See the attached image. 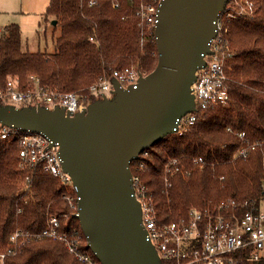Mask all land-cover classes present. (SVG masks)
I'll return each mask as SVG.
<instances>
[{
	"label": "trees",
	"instance_id": "trees-1",
	"mask_svg": "<svg viewBox=\"0 0 264 264\" xmlns=\"http://www.w3.org/2000/svg\"><path fill=\"white\" fill-rule=\"evenodd\" d=\"M118 1L120 9H114L110 0H100L96 7L82 0H50L42 21L52 23L53 53L24 50L20 26L4 27L0 92L9 78L19 79L22 88L36 76L46 89L86 93L114 69L134 66L151 73L158 58L153 56L155 45L140 43L135 16L139 0ZM247 1L254 5L251 15L223 18L232 54L225 63L229 107L205 112L189 132L167 136L148 149L150 156L144 159L142 181L154 195L162 223L186 216L192 200L204 208L232 199L246 211L264 197V0ZM241 133L245 146L256 145L245 157L236 156L243 144ZM18 151L17 141H0V251L8 247L17 227L32 234L46 232L49 216L60 220L62 231L79 230L87 247L79 220L63 199L67 189L42 172L29 173L31 182L25 184L26 174L17 170ZM195 158L204 159L203 169L194 165ZM171 159L180 161L185 175L174 176L166 187L163 167ZM132 173L136 174L134 168ZM3 264L80 263L62 243L42 237L23 245ZM239 264H264V258L251 262L242 256Z\"/></svg>",
	"mask_w": 264,
	"mask_h": 264
},
{
	"label": "water",
	"instance_id": "water-1",
	"mask_svg": "<svg viewBox=\"0 0 264 264\" xmlns=\"http://www.w3.org/2000/svg\"><path fill=\"white\" fill-rule=\"evenodd\" d=\"M228 1L162 0L155 69L137 87L113 80V99L96 100L74 117L60 108L0 106V124L59 145L80 198L77 219L101 264H163L142 225L130 164L195 110L191 87Z\"/></svg>",
	"mask_w": 264,
	"mask_h": 264
},
{
	"label": "built area",
	"instance_id": "built-area-1",
	"mask_svg": "<svg viewBox=\"0 0 264 264\" xmlns=\"http://www.w3.org/2000/svg\"><path fill=\"white\" fill-rule=\"evenodd\" d=\"M87 1L89 6H99L100 0ZM114 9H120L118 0H110ZM162 0H139L136 7V19L140 32L141 46L152 44L156 47L153 56L158 58L156 24ZM254 9L252 2H242L237 13H231L227 6L218 20L217 37L211 40V54L204 57L206 66L196 73V81L192 85L195 110L177 120L174 135L183 136L200 120L205 112L218 108H228L230 104L229 78L226 73V59L232 56L229 43L225 36L223 18L233 19L251 15ZM1 34V32H0ZM93 41V39H91ZM148 74L134 66L114 69L111 75H104L93 83L86 93H63L43 87L36 76H30L26 88H22L17 78H9L0 101L3 105H13L17 108L42 107L49 111L56 108L64 109L66 114L74 117L86 110L92 103L107 97L106 92L113 95L112 81L117 80L124 89L137 87L141 78ZM108 98V97H107ZM109 99V98H108ZM17 103L20 106L14 105ZM228 131H232L228 129ZM242 145L236 156L245 157L256 145H244L245 134L238 135ZM15 140L18 143L17 170L25 173V184L31 182L29 173L42 172L67 189L63 199L68 202L78 215L79 197L76 193L71 176L62 168L59 156V145L42 134L23 132L0 124V141ZM148 150L131 162L134 194L141 207L142 225L146 231L149 243L154 247L160 261L164 264H239L242 256H247L251 262H258L263 257L264 249V197L256 206L244 211V208L232 200H221L214 206L201 208L192 200L186 216L169 223H162L156 211L154 195L143 183L141 175L147 170L145 158ZM194 165L203 169V158H195ZM178 174L185 175L180 161L171 159L164 164L163 176L166 187H170V179ZM243 211V212H242ZM42 237L62 243L67 252L80 264H101L91 250L83 245L81 232L76 228L69 232L62 231L60 220L49 216L48 229L43 234H32L21 227L11 234L9 245L0 251V262L7 257L15 256L19 249L28 242Z\"/></svg>",
	"mask_w": 264,
	"mask_h": 264
},
{
	"label": "rangeland",
	"instance_id": "rangeland-1",
	"mask_svg": "<svg viewBox=\"0 0 264 264\" xmlns=\"http://www.w3.org/2000/svg\"><path fill=\"white\" fill-rule=\"evenodd\" d=\"M242 2L244 0H229L225 6L231 13H237ZM47 4L48 0H0V32L8 25L18 24L22 31L24 50L53 53L52 23L46 25L42 21ZM106 95L109 99H113L110 92H106ZM13 104L20 106L17 103ZM260 254L264 258V249Z\"/></svg>",
	"mask_w": 264,
	"mask_h": 264
},
{
	"label": "crops",
	"instance_id": "crops-1",
	"mask_svg": "<svg viewBox=\"0 0 264 264\" xmlns=\"http://www.w3.org/2000/svg\"><path fill=\"white\" fill-rule=\"evenodd\" d=\"M49 2H50V0H48V4H49ZM48 4H47V6H48ZM46 6V7H47ZM46 9V8H45ZM21 28V27H20ZM52 31V36H51V38H52V44H53V29L51 30ZM53 46H54V44H53ZM28 45H27V49H28ZM27 51H29V50H27ZM30 52V51H29ZM44 52H46V53H48L47 51H44ZM32 53H34V52H32Z\"/></svg>",
	"mask_w": 264,
	"mask_h": 264
}]
</instances>
